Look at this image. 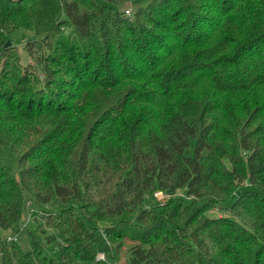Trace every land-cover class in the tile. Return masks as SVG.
I'll list each match as a JSON object with an SVG mask.
<instances>
[{
	"label": "trees",
	"instance_id": "16d2710c",
	"mask_svg": "<svg viewBox=\"0 0 264 264\" xmlns=\"http://www.w3.org/2000/svg\"><path fill=\"white\" fill-rule=\"evenodd\" d=\"M0 145V264H264V0H0Z\"/></svg>",
	"mask_w": 264,
	"mask_h": 264
},
{
	"label": "rangeland",
	"instance_id": "374dc122",
	"mask_svg": "<svg viewBox=\"0 0 264 264\" xmlns=\"http://www.w3.org/2000/svg\"><path fill=\"white\" fill-rule=\"evenodd\" d=\"M47 1H51V0H12V2L14 4H18L20 2H24L25 4H35L36 3H47ZM55 1V0H52ZM126 8L129 10V15L131 14V11L133 9L132 5H130L129 3H126L123 7L124 9V14H126L125 10ZM33 35V32L31 31H23V30H19L17 31L15 37L16 40L14 42V44L16 45L17 51L19 53L20 56V60L21 63L23 64H34V57H30L25 49V38L28 39L29 37H31ZM39 71V70H38ZM39 73H41L39 71ZM0 158L1 161L3 163V165L7 168H9V170L11 171V173L18 178L19 177V168H18V161H17V155L13 152V150L7 146H3L0 145ZM156 193V192H155ZM164 195H151V194H147L145 196L144 199V204L146 206H150L152 204H155L156 202H163L168 196L163 193ZM179 194H183L182 190H177L175 195H179ZM30 201V205H26V203ZM229 205V201L223 202V206H228ZM43 209H51L52 211H56L57 206L56 205H42ZM24 215H28L29 216V220L27 221L26 225H24V227H20L19 225V230L18 231H14L11 229H3L0 227V240L4 239L5 236H7L8 234L12 233V234H16L17 235V239H16V243L19 244L24 250H28L30 247V237H29V233H28V228L30 229H35L36 227H38V225H36L37 223H40V209L36 207L35 203L33 202V200L27 195L25 194L24 197ZM222 212L219 211L218 209H210L207 211V214L209 215H219ZM43 225V228L45 230V232H40V228H38L36 231V235H38L39 237V241L42 243L43 245V252L47 257L50 258H54L57 256V250L55 248V244L54 243H48L45 241V237L47 235H53L56 237V240L58 239V235L56 233V231H54L52 228L46 227ZM134 244V242L126 239L124 242V245L121 247L120 252H119V261H117L116 263H110V264H126V258L128 256V250L130 248V246H132ZM101 253V252H99ZM98 258V256H97Z\"/></svg>",
	"mask_w": 264,
	"mask_h": 264
},
{
	"label": "built area",
	"instance_id": "2783aa9c",
	"mask_svg": "<svg viewBox=\"0 0 264 264\" xmlns=\"http://www.w3.org/2000/svg\"><path fill=\"white\" fill-rule=\"evenodd\" d=\"M125 12H126L127 15H129V10L127 8H126ZM156 193H157V195H164L162 192H156ZM156 193H155V195H156ZM26 205L27 206L30 205V201H28L26 203ZM29 215L30 214H28V215H24L23 214L22 219H21V221L19 223L20 227H24V225H26V223H27V221L29 220V217H30ZM16 239H17V235L10 233L7 236H5V238L3 240H5V241H16ZM97 256H98L99 259H103L104 258L103 253H98Z\"/></svg>",
	"mask_w": 264,
	"mask_h": 264
},
{
	"label": "water",
	"instance_id": "95a60500",
	"mask_svg": "<svg viewBox=\"0 0 264 264\" xmlns=\"http://www.w3.org/2000/svg\"><path fill=\"white\" fill-rule=\"evenodd\" d=\"M7 44H9V41H7Z\"/></svg>",
	"mask_w": 264,
	"mask_h": 264
}]
</instances>
